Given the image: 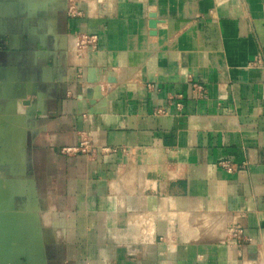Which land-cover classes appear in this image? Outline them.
I'll return each instance as SVG.
<instances>
[{
	"label": "crops",
	"instance_id": "crops-1",
	"mask_svg": "<svg viewBox=\"0 0 264 264\" xmlns=\"http://www.w3.org/2000/svg\"><path fill=\"white\" fill-rule=\"evenodd\" d=\"M78 1L0 0V174L33 264H264V0Z\"/></svg>",
	"mask_w": 264,
	"mask_h": 264
},
{
	"label": "rangeland",
	"instance_id": "rangeland-1",
	"mask_svg": "<svg viewBox=\"0 0 264 264\" xmlns=\"http://www.w3.org/2000/svg\"><path fill=\"white\" fill-rule=\"evenodd\" d=\"M3 118L5 117L0 111V121ZM12 126L14 125L7 121L0 124V137L5 130L10 129ZM9 193L8 188H5L3 178L0 177V260L8 262V264H27L26 259L22 258L20 252L26 249L25 255L30 257L29 250L32 252L31 248H28L30 231L22 223V220L17 219L14 215L20 208L14 203L13 211L12 196Z\"/></svg>",
	"mask_w": 264,
	"mask_h": 264
},
{
	"label": "water",
	"instance_id": "water-1",
	"mask_svg": "<svg viewBox=\"0 0 264 264\" xmlns=\"http://www.w3.org/2000/svg\"><path fill=\"white\" fill-rule=\"evenodd\" d=\"M150 17L152 20L150 23V28L154 29V28H156V25H157V21L155 20L156 16L151 15ZM5 121H8V120L3 118L0 121V124H3ZM15 128H16L15 126H12L10 129L5 130L4 134L1 135V137H0V140L6 139L10 134H12L14 132ZM0 177H2L1 174H0ZM3 180H4L5 188L6 187L8 188L9 187L8 183L5 181L4 178H3ZM9 192H10L9 194L12 196V203H13L12 207H13V211H14V203H15L14 199H15V197H17L18 191L16 190L14 192V190L11 189ZM14 215L17 217V219H21L22 223L30 231V233H29L30 235L28 237V248H31V250H32V252L29 250L30 257H27L25 255L26 249L21 250L22 252H20V253H21L22 258L26 259L27 264H33V259L38 256L39 250L41 248V238H40L39 223H38L37 216L33 212L27 211L26 209L16 211V214H14ZM0 225H1V223H0ZM30 253H32V254H30ZM0 264H8V262H5V261L3 262L2 260H0Z\"/></svg>",
	"mask_w": 264,
	"mask_h": 264
},
{
	"label": "built area",
	"instance_id": "built-area-1",
	"mask_svg": "<svg viewBox=\"0 0 264 264\" xmlns=\"http://www.w3.org/2000/svg\"><path fill=\"white\" fill-rule=\"evenodd\" d=\"M67 8V13L70 16L76 17L81 15V3L78 0H64ZM97 41L96 37L88 39L83 43V49H86L87 45H94ZM95 149V144L89 135H83L80 138L79 145L77 147L65 148L62 150L63 154L66 155H83L89 157ZM101 152L107 154L109 150L107 148H102ZM221 166L226 169L228 173L234 171L233 166L230 163H221ZM230 237L233 240L240 241L244 238V230L238 224H233L230 230Z\"/></svg>",
	"mask_w": 264,
	"mask_h": 264
},
{
	"label": "flooded vegetation",
	"instance_id": "flooded-vegetation-1",
	"mask_svg": "<svg viewBox=\"0 0 264 264\" xmlns=\"http://www.w3.org/2000/svg\"><path fill=\"white\" fill-rule=\"evenodd\" d=\"M24 3H29L35 7H44V10H49L52 13L67 12L64 0H20Z\"/></svg>",
	"mask_w": 264,
	"mask_h": 264
},
{
	"label": "bare ground",
	"instance_id": "bare-ground-1",
	"mask_svg": "<svg viewBox=\"0 0 264 264\" xmlns=\"http://www.w3.org/2000/svg\"><path fill=\"white\" fill-rule=\"evenodd\" d=\"M1 217V216H0Z\"/></svg>",
	"mask_w": 264,
	"mask_h": 264
}]
</instances>
